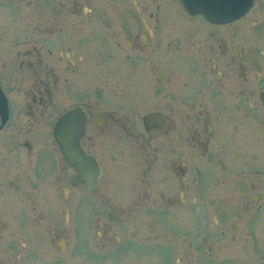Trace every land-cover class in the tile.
Returning a JSON list of instances; mask_svg holds the SVG:
<instances>
[{"label":"flooded vegetation","instance_id":"1","mask_svg":"<svg viewBox=\"0 0 264 264\" xmlns=\"http://www.w3.org/2000/svg\"><path fill=\"white\" fill-rule=\"evenodd\" d=\"M251 1L219 24L178 0H0V73L16 70L6 88L0 75V212L45 227L63 211L57 248L74 222L91 264L110 247L119 263L264 264V174L228 151L264 132V0ZM60 123L78 133L71 160Z\"/></svg>","mask_w":264,"mask_h":264},{"label":"rangeland","instance_id":"2","mask_svg":"<svg viewBox=\"0 0 264 264\" xmlns=\"http://www.w3.org/2000/svg\"><path fill=\"white\" fill-rule=\"evenodd\" d=\"M174 10L175 15L180 13L177 8H174ZM4 23H6V18L0 11V25ZM14 73H16L14 69L1 70L0 75L5 88L14 85L11 81ZM259 126L261 130H264L263 126ZM249 144L251 145H244L245 147L249 146L244 150H241L239 146L234 147L231 145L228 151L233 153L235 157H237V153L239 158L242 156L244 165L239 168L244 174H249L252 171L264 174V132L262 131L259 135L256 132L254 139H250ZM253 162L254 164L251 165ZM246 163H250L251 166L246 167ZM46 214L50 220H47L45 227H40L36 223L35 214L29 213L26 218L23 213L16 210L7 214L0 212V221L6 223V227L0 232V264H91L88 261L91 257L88 246L93 241L91 232L80 228L81 235H79V226L73 222L69 235L70 246L63 253L57 248L51 232L60 233L64 213L61 210H54ZM33 218H35V221ZM76 233H78L77 236ZM112 233H119V231L114 228ZM81 236L83 238H80ZM94 246L98 247L95 242ZM107 249H109L107 258H104L101 254L92 253L95 257L99 256L98 260L93 261L94 264H138L133 256H129L119 263L118 249H111V247ZM101 259L106 261L100 263Z\"/></svg>","mask_w":264,"mask_h":264},{"label":"water","instance_id":"3","mask_svg":"<svg viewBox=\"0 0 264 264\" xmlns=\"http://www.w3.org/2000/svg\"><path fill=\"white\" fill-rule=\"evenodd\" d=\"M182 7L191 15H201L206 20L212 23L226 24L234 20L239 19L245 15L252 6L251 0H178ZM8 116V104L7 99L0 87V117L2 123L5 122ZM76 120V113H72L67 119ZM81 126L79 124L78 128ZM58 125L55 126L54 137L57 143L63 146V153L68 160L73 157H77L75 139L78 133L70 135V139L67 136L60 138L58 132ZM73 136H75L73 138Z\"/></svg>","mask_w":264,"mask_h":264},{"label":"bare ground","instance_id":"4","mask_svg":"<svg viewBox=\"0 0 264 264\" xmlns=\"http://www.w3.org/2000/svg\"><path fill=\"white\" fill-rule=\"evenodd\" d=\"M65 122H66V121H63V122H62L63 125H62V123H60V124L58 125V127H57V128H58L57 130H58V132H59V135L62 134L63 136H67V135L70 136L71 133L68 134L67 132H65L64 129H61V128H60L61 125H62L63 127H65Z\"/></svg>","mask_w":264,"mask_h":264}]
</instances>
